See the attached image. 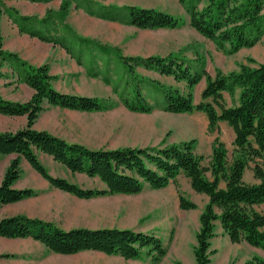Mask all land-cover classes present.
Segmentation results:
<instances>
[{
	"label": "trees",
	"instance_id": "16d2710c",
	"mask_svg": "<svg viewBox=\"0 0 264 264\" xmlns=\"http://www.w3.org/2000/svg\"><path fill=\"white\" fill-rule=\"evenodd\" d=\"M5 1L10 0H0V16ZM177 2L188 17L190 28L225 55L253 48L264 36V0ZM66 4L63 3V9ZM123 9L124 22L139 30H172L183 24L181 18L156 9L136 6ZM8 12L16 17L18 15L15 10ZM103 17L116 20L110 16ZM29 21V17L18 16L16 22L20 32L44 42L59 44L72 57L73 52L83 55L85 51L90 55V50L95 48L104 57L106 70L103 73L94 72L95 63L88 59L87 72L92 77L101 75L104 83L111 85L112 93L126 110L138 114H150L157 108L170 114L202 113L207 120L209 133L217 132L221 122L232 129L233 150L228 159L225 145L215 138L209 165L204 167V157L195 151V139L162 148L93 150L68 143L46 131L33 129L38 114L44 110V103L80 113L105 112L112 109L115 103L57 91L51 84L52 77L46 66H31L15 54L4 51L0 32V77L2 65L11 60L19 67L21 81L33 91L31 99L25 103L8 101L0 96V115L26 116L27 120L26 126L16 132L0 133V156L15 155L0 183V205L15 204L36 195L32 189L13 187L21 174V158L52 188L80 200L137 195L146 187L162 190L171 184L176 185L178 177L182 176L189 181L194 193L207 197L198 218L199 230L193 252L195 264L210 263V241L215 237L216 222L231 243L243 242L264 250V213L255 209L256 206L264 205V61L255 67L240 64L238 70L226 74L217 69L212 76L203 63L179 55L123 57L119 56L118 50L108 49L78 36L75 40L82 48L75 51L64 40L47 36V26H44L48 19L38 21L37 24L43 29L32 27ZM111 55L119 63L118 68L120 64L122 66V74L116 80L108 76ZM80 57H76L79 63ZM247 61L254 63L252 58ZM139 65L160 76L170 77L176 83H184L186 92L176 86L141 77L135 71ZM202 80L205 86L200 102L195 104L193 90ZM225 93L230 98V105L225 100ZM36 152L52 157L54 162L73 175L99 180L103 187L84 189L64 178L51 176L41 165ZM247 170H251L255 183L244 181ZM206 172H209L210 178L205 175ZM177 194L181 210L197 209V205L186 199L179 190ZM0 237L10 240L29 238L48 251L63 256L96 252L120 256L125 260H138L145 253L154 262L166 256L162 241L153 234L117 228L63 230L50 222L24 215L1 219ZM242 264H264V260L253 256Z\"/></svg>",
	"mask_w": 264,
	"mask_h": 264
},
{
	"label": "rangeland",
	"instance_id": "374dc122",
	"mask_svg": "<svg viewBox=\"0 0 264 264\" xmlns=\"http://www.w3.org/2000/svg\"><path fill=\"white\" fill-rule=\"evenodd\" d=\"M64 2L67 3L65 9ZM129 6L166 12L181 18L183 24L172 30H139L124 22L126 19L123 8ZM9 10H15L18 13L17 17L10 15ZM18 16L31 18L29 25L36 28L43 27L38 25V21L48 19L44 26H47V36L64 41H67L68 37L73 39L78 36L108 49L118 50L119 56L123 57L179 55L203 63L206 71L212 76L217 69L226 74L238 70L240 64L255 67L263 62L264 36L253 48H244L233 55H225L217 51L213 43L190 28L188 17L177 0H10L3 2L1 7L0 32L2 39L5 38L3 42L5 52L15 54L29 64L21 57L20 50L27 46L32 49L34 47L32 42H41L45 48L41 49L44 58L41 55L37 58L43 61L40 66L48 68L54 89L66 94L110 100L115 103L112 109L98 113L71 112L44 103L45 110L38 114L32 125L33 129L46 131L68 143L80 144L93 150L126 147L162 148L195 139L197 142L195 151L204 157L202 162L204 167L209 165L214 139L219 138L227 149L228 159L231 158L234 134L227 124L221 123L217 132L209 133L207 120L199 112L170 114L157 108L150 114H138L126 110L112 93L111 85L105 84L101 75L92 77L88 74V59L95 63L94 72L103 73L106 70L103 65L104 57L98 54L95 48L90 50V55L85 51L83 55L73 52V57L68 53V56L55 59L57 51L62 53V47L20 32L16 22ZM12 34H17L21 39L11 38ZM22 40L28 41L24 44ZM8 49L16 51L13 53ZM51 50H54V53L50 52L46 56ZM79 56H82L80 63L76 58ZM248 58H252L254 63H248ZM12 62L9 64L5 62L2 65L0 96L6 100L10 97L19 103H25L31 99L29 97L32 89L21 81L20 71L14 67L17 66L16 63ZM118 65L115 56L111 55L108 76L112 80L118 79V75L122 74V66L120 64L118 68ZM135 71L141 77L155 78V72L145 70L140 65ZM162 82L171 86L168 81ZM173 85L186 92L184 83ZM204 86L205 82H201L194 88L195 104L200 102ZM224 97L230 105L228 94L225 93ZM19 117L0 115V133L16 132L24 128L27 123L26 117ZM9 158L0 156V182L13 157L11 160ZM39 161L53 177L64 178L84 189L103 187L99 180L79 174L73 175L58 163L50 165L45 158ZM30 168L36 179L26 174L25 170L22 171L20 166L21 174L15 185L23 189H32L36 195L15 204L0 205V220L24 215L31 219L50 222L63 230L130 229L160 238L166 248V256L159 262L152 261L145 253L138 260H125L120 256L96 252L63 256L48 251L43 245L29 238L10 240L0 237V264H195L193 252L199 230L198 218L207 200L205 196L194 193L189 181L184 177L180 176L176 185L171 184L162 190H151L146 187L137 195H112L80 200L52 188L47 183H42L41 180L44 179L31 166ZM205 175L210 178L209 172ZM244 181L251 184L256 182L251 170L245 172ZM178 190L186 199L197 205L196 210L183 211L179 208ZM258 210L264 213V206H259ZM220 234L216 235L215 231L216 238L213 243L210 241L209 264H241L253 256H259L264 260V250L247 246L243 242L233 244L227 236V241L222 239Z\"/></svg>",
	"mask_w": 264,
	"mask_h": 264
},
{
	"label": "crops",
	"instance_id": "0c3cea01",
	"mask_svg": "<svg viewBox=\"0 0 264 264\" xmlns=\"http://www.w3.org/2000/svg\"><path fill=\"white\" fill-rule=\"evenodd\" d=\"M134 28V27H133ZM2 30V33H3V29H1ZM162 30H164V29H162ZM165 30H167V29H165ZM12 33H16V32H12ZM14 35V36H13ZM14 38V39H21V38H18L17 37V34H12V36H11V38ZM5 41V38L3 39V42ZM23 42H24V44L25 43H27V41L28 40H22ZM66 43H67V45L68 46H72V48H74V50L75 51H78V50H80L82 47H80L79 46V44H78V41L77 40H75V38H67V41H65ZM32 45H34V47H32V49L31 48H29L28 46H27V48H25V49H22V50H20V55H21V57L22 58H24L25 60H27L28 61V63L30 64V65H33V66H40V65H42V63H43V61H41L40 59H38L37 58V56L38 55H41V57L42 58H44V53L41 51V49L43 48V46L42 45H44V44H42L41 42H32L31 43ZM4 43H3V48H4ZM43 49H45V48H43ZM9 51H11V52H13L14 53V51H16V50H12V49H8ZM61 50H62V53L61 52H56V57H54L55 59H57V58H61V57H64V55H67L68 56V53L66 52V50L65 49H63V48H61ZM50 52L53 54L54 53V50H51V51H48V54L46 53V56H48L49 54H50ZM27 56H26V55ZM12 61L10 60V61H7V64H9V63H11ZM13 63V62H12ZM14 67H17L18 68V71H19V67L18 66H14ZM10 67H9V65H8V69H9ZM152 79H154V80H158V81H160V82H162V81H168V82H170L171 84L170 85H172V84H175L176 82L172 79V78H170V77H164V76H160V75H158V74H156L155 73V78H152ZM201 82H204V81H201ZM200 82V83H201ZM163 83V82H162ZM199 83V84H200ZM174 86V85H173ZM59 91V90H58ZM32 94H33V91H31V94H30V97L29 98H31V96H32ZM28 98V99H29ZM7 100H9V101H12V102H18L16 99H13V98H8L7 97ZM26 101H28V100H26ZM25 101V102H26ZM45 110V109H44ZM68 111V110H67ZM71 112H74V111H71ZM78 113V112H77ZM26 117V116H25ZM19 118H23V116L22 117H19ZM221 123H224V122H221ZM221 123H219V125L221 124ZM224 124H226V123H224ZM53 135V134H52ZM5 157H10L9 159L11 160V158L13 157H15V155H4ZM37 156H38V159H43V158H45V159H47V161H49V163H50V165H53L54 163L56 164V162H54L53 161V159H52V157H50V156H48V155H46V154H44V153H41V152H37ZM12 158V159H13ZM52 161V162H51ZM20 166H21V168H22V171L23 170H25L26 171V174H28V175H30V176H32V178H34V179H36V175L32 172V170H31V168H30V166H29V164L24 160V159H21V163H20ZM180 177H178V179H179ZM2 181V180H1ZM45 181V180H44ZM43 180H41V182L42 183H47L46 181L44 182ZM1 183V182H0ZM48 184V183H47ZM13 187L14 188H16V189H23V188H20V187H17L16 185H15V183H14V185H13ZM204 196V195H203ZM205 198H206V200H207V197L205 196ZM260 206H264V205H260ZM258 207L259 206H256L255 207V209L257 210V211H259L258 210ZM260 212V211H259ZM215 231H216V235H217V233H222V234H220V236L222 237V239H225L226 240V235L223 233V231H222V229H221V227H220V225H219V223L218 222H216L215 223ZM223 235V236H222ZM215 238L216 237H214L212 240H211V242L213 243V240H215ZM227 241V240H226ZM247 245V244H246ZM248 246V245H247ZM243 263V262H242ZM241 263V264H242Z\"/></svg>",
	"mask_w": 264,
	"mask_h": 264
}]
</instances>
